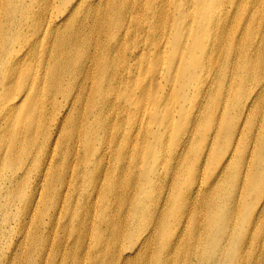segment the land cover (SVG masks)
<instances>
[{
	"label": "bare ground",
	"instance_id": "bare-ground-1",
	"mask_svg": "<svg viewBox=\"0 0 264 264\" xmlns=\"http://www.w3.org/2000/svg\"><path fill=\"white\" fill-rule=\"evenodd\" d=\"M85 2L90 28L73 17ZM262 4L0 0V203L14 198L24 217L51 205L42 224L65 225L63 264H146L169 185L179 264H264ZM208 79L207 118H188L203 94L193 83ZM31 244L29 257L46 253Z\"/></svg>",
	"mask_w": 264,
	"mask_h": 264
},
{
	"label": "rangeland",
	"instance_id": "rangeland-1",
	"mask_svg": "<svg viewBox=\"0 0 264 264\" xmlns=\"http://www.w3.org/2000/svg\"><path fill=\"white\" fill-rule=\"evenodd\" d=\"M93 4H91L89 7H91ZM79 9H83V13H76L74 14V18L82 20L84 23H87L89 28L90 24L92 23V10L88 8L87 2L84 4L80 5ZM230 4H225V7L228 8ZM85 7V8H82ZM44 9H47L46 4L43 6ZM88 8V9H87ZM78 9V8H77ZM259 18H260V23L264 22V4L261 5L260 12H259ZM222 44V43H221ZM220 51L217 54V57L219 56ZM155 79L154 82L158 83L160 82L157 77H154ZM171 79H169L170 81ZM211 79H208L202 84V82L198 85V82L196 84L193 83L194 86L203 89L201 94V98L199 101V106L197 110H193L189 114L186 113L188 118H192V115L195 114L201 115L199 119H206L207 115L206 113L204 114L205 111L209 110L206 108V105L208 103V95L210 93V88L209 84L211 83ZM167 82V79L161 82L162 85H165ZM198 85V86H197ZM194 88V87H192ZM207 94V95H206ZM47 103V102H46ZM232 104L234 101L231 102ZM200 111L199 114H196V112ZM236 115V112H230L228 117L234 118ZM199 119H196L195 124L189 128V133L193 127H195V132L197 129V121ZM242 119V118H241ZM241 119L239 120V123L241 122ZM252 119V118H248ZM203 134L209 136V132L205 131ZM218 138H216L214 142V149L210 153L211 156H213L214 152L219 149V143L218 141L221 139L220 134H216ZM241 142H243V138H241ZM222 148V147H221ZM208 168H212V163L208 164ZM248 183H250V178L247 179ZM3 178L2 175H0V184H2ZM18 186L15 187L16 191H20L22 194L27 190V185H25L26 181L25 179H19L18 180ZM169 186V185H168ZM168 186H162V191H163V196L164 199H167L168 205L164 206L163 201L160 204V211L165 215V221H166V227L164 230L156 237L149 238L150 242L145 245L146 250H147V256L144 258L145 260L143 263L146 264H158L162 263L164 259H172L171 264H179V258L180 255H178L177 252L172 253L171 250L174 247L173 244L168 243V239H171L172 241L179 240L180 237L178 234L174 235V233H165V230L168 226V224L171 223L172 221V211L174 209V205H172L173 195L171 192H169V187ZM21 187H24V189L20 190ZM205 187V186H203ZM7 190V188H6ZM205 190V189H204ZM178 195L181 193L182 194V188L179 187ZM8 192V190H7ZM9 193V192H8ZM75 194V193H74ZM245 197V196H244ZM243 198V197H242ZM14 199V198H13ZM13 199L10 198V196L6 199H4L0 204H2V208H0V264H63L64 259L69 256H65V250H63L64 245H59L58 238L62 235L61 230L64 229L65 225H61L60 227L57 228L56 224H53L51 226V229H46L44 225L42 224L43 222L47 221V217L43 218L42 213L44 210L46 212H50V208L48 206H51L49 204H46L44 207V204L40 203L39 206L35 209L32 210L28 213L26 217L22 215L24 212V209L21 208L20 203L13 202ZM163 199V200H164ZM17 203V204H15ZM74 209L80 208V205L77 203H74L72 206ZM82 209L85 207L82 206ZM73 209V210H74ZM72 210V211H73ZM34 224H31L30 222H34ZM62 224V223H60ZM116 225V224H115ZM188 227H186L187 232ZM131 230H134L132 227L130 228ZM53 230H56L55 236L53 235ZM231 232L233 233L232 228L230 229ZM124 232V235L128 232ZM145 234V233H143ZM143 234L140 235L137 234V237L143 236ZM66 236L62 237L63 244L69 243V241H66L65 239ZM33 238H36L38 242H40V245L42 244L45 246L46 253L44 255H41L38 251L32 252L31 256L29 257L30 252L32 251V244L31 241ZM160 238V239H159ZM192 239L194 237L192 236ZM189 240V241H188ZM186 243H191V236L190 234L187 233L186 238H185ZM119 243H122L123 248H129L130 243L127 237L125 239L118 240ZM71 243V242H70ZM144 245V244H143ZM184 245V244H183ZM51 246V247H50ZM237 245L235 244H230L229 248L232 253H235V247ZM253 245L251 246V248ZM127 252H130L129 250ZM64 255V256H63ZM253 254H250L248 258H251ZM72 256V255H71ZM183 257L184 263L187 262L188 256L186 254H181ZM131 259V258H129ZM138 264H141V260L137 261Z\"/></svg>",
	"mask_w": 264,
	"mask_h": 264
}]
</instances>
